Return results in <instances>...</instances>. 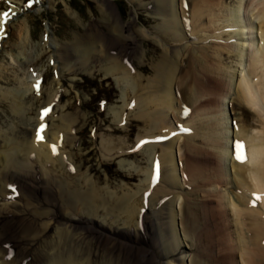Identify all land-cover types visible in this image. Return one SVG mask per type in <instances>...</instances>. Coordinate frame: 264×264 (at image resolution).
Returning <instances> with one entry per match:
<instances>
[{
    "label": "bare ground",
    "instance_id": "bare-ground-1",
    "mask_svg": "<svg viewBox=\"0 0 264 264\" xmlns=\"http://www.w3.org/2000/svg\"><path fill=\"white\" fill-rule=\"evenodd\" d=\"M174 1L155 0L164 10L163 25L157 30L164 35L158 38L168 44L170 48L166 50L172 57L162 54V59L153 67V77L147 78L145 85L141 84L142 74L130 73L119 64L122 60L118 62L114 55H105V72L121 74L119 79L124 84L123 95L126 96L124 106L137 107L138 116H144L147 126V141L141 143L143 137H137V145L144 146L141 150L147 152L149 161L139 170L144 175L142 184L134 190L125 185L114 190L108 178L81 173L82 164H76L77 156L72 151L75 131L80 130L74 116H62L60 124L51 125L43 119L37 120L32 138L3 137L5 144L0 148V193L4 196L0 199V258L5 255L7 259H0V264H163L165 257H174L173 249L160 254L155 245L141 242L152 236L151 226L159 231L163 227L167 229L163 241L173 248L172 210L176 201L180 203L177 193L183 194V215L191 223L195 246L199 245L198 248L190 247L193 251L190 264H264V0H237L231 6L227 0H180L191 38L198 36V40L209 41L210 33L213 35L223 27L230 24L241 27L240 32L234 30L231 35H225L224 41H210L206 46L187 49V78H182L180 83L187 93L182 100H193L192 117L188 121L202 115L200 124L205 125L202 128H207L209 135L215 131V135L209 137L203 133L199 138L200 146L195 144L198 138L194 129L184 134L186 157L183 159L187 163L181 160L177 147L180 136L170 140L162 137V141L157 133L165 110L173 107L170 91L173 73L182 71L177 68L176 61L184 48L173 50L169 43L173 37L170 26L176 27ZM125 23L116 21L109 25V33L115 40L126 41L133 47L136 40L141 42L146 37V32L131 22ZM253 30L259 32V36H254ZM245 34L248 37L244 38ZM232 35H242L246 40L238 44L231 42ZM100 42L103 43L98 36H90L75 48L85 57L93 53L92 50L97 51ZM222 51L233 56L239 64L248 66L247 71L235 75L218 60ZM116 54L123 55L120 51ZM27 91L26 86L18 87L8 89L2 96L11 101L14 112H23L22 98ZM129 92L132 93L131 101L127 97ZM225 100L229 110H226ZM153 107L156 109L151 110ZM120 115L119 110L115 114L118 123L122 119ZM229 123L233 127L230 147ZM42 124L45 126L41 133L43 139L38 141L37 131ZM252 129L257 131L248 134ZM237 141L244 145L246 162L236 159ZM53 145H56V154ZM124 145L121 139L103 138L100 150L107 159L131 154ZM159 147L162 151L156 155ZM177 157L184 178L182 185L180 180L178 184L174 180L177 179L174 167ZM131 166L130 163L127 171ZM178 185L181 191L176 193ZM167 196L165 204L156 211L161 199ZM257 196L260 199H256ZM147 209L151 213L149 216ZM164 213L168 214L167 218L162 216ZM211 218L214 222L217 218L220 225L219 243L214 256L209 251L204 259L199 255L200 260L196 249H210L202 242L207 239L210 243L206 224ZM14 251V255H10ZM178 259L182 264L183 259Z\"/></svg>",
    "mask_w": 264,
    "mask_h": 264
},
{
    "label": "rangeland",
    "instance_id": "rangeland-1",
    "mask_svg": "<svg viewBox=\"0 0 264 264\" xmlns=\"http://www.w3.org/2000/svg\"><path fill=\"white\" fill-rule=\"evenodd\" d=\"M234 1L237 0H227V4L231 6L233 3L235 4ZM173 6L176 27L170 26L169 31L173 37L169 40V43L172 45L173 50L184 48L186 51L183 50L176 61L177 68L179 67L182 71L180 73L174 72L172 77L170 91L174 99L173 107L171 109L162 107L164 110L166 109L165 117L164 121H159V126H161H158L157 133L161 135L159 136L160 139L163 137L164 140L180 136L177 147L180 149L181 160L185 163L186 159L183 158L186 157V154L183 149V141L184 134L190 128L194 129L197 134L198 140H195L197 146L202 145L199 138L203 133L206 134V137L211 134L215 135V131L209 135V130L202 128L205 127L203 123L200 124L202 115L196 117V120L188 121L192 117L193 100L187 98L182 100L184 93L186 95L187 93L184 85L180 83V80L185 77V71H187L185 64L189 54L187 49L195 47V45L197 47L206 46L208 45L206 42L210 41H224L225 35H231L234 30L240 32L241 27L232 26V24L227 28L223 27L214 32L213 35L210 33L211 37L207 38L211 39L209 41L206 39L198 40V36L191 38V31L181 9L180 0H175ZM161 9L163 8H160L155 0H28V2L26 0H0V36H2L0 41V148H3L5 144L3 137L16 139L25 136L32 138L34 125L39 119H43L48 122V125H51V123L60 124L58 122L62 116H74L76 127L80 130L75 131V145L72 151L77 156L76 164H82L81 173L84 172L90 177L108 178L112 185L111 188L114 190H118L122 185L134 190L141 185L144 175L139 170L146 167L149 161L147 152L143 151L144 146L141 143V147L137 145V137H143L141 142L147 141L146 137L148 135L145 132L147 126L143 121L144 116L142 114L138 116L137 107L132 104L124 106L126 96L123 95L124 84L119 79L121 74L117 72L116 74L115 72L107 74L105 72L107 67L105 65V55L107 53L112 57L114 55L118 62L122 60L119 64L129 69L130 73L142 74L141 84L145 85L147 78L153 77L155 73L153 67L162 59V54L166 53L169 57L171 56V53L166 50V48H170L168 44L161 42L158 38V35L163 34L157 32L163 25L164 10ZM4 13H8V16L4 17ZM116 21L119 23L131 22L146 32V37L142 38L141 42L139 40L134 42L133 47H136V51L131 46L132 44L126 41L119 42L112 38L108 26L115 24ZM202 21L204 22V18H202ZM220 21L217 22L218 28L222 26L219 25ZM258 34L259 32L253 30L254 36H259ZM90 36H98L103 43L100 42V46L96 48L97 51L92 50L93 53L81 57L75 47L83 44ZM243 37L248 36L245 34ZM243 37L242 35L241 37L240 35H234V37L232 35L230 41L237 44L242 43L246 40ZM118 51L122 52L123 55L116 54ZM224 52L222 51L218 56V60H221L224 66L230 67L237 76L247 71L248 66L245 67V64H239L233 56L228 55L231 56L228 57ZM38 82L39 90L35 87ZM25 86L29 90L22 98L25 110L14 112L11 101L3 98L2 95L8 89L25 88ZM180 89L182 95H180ZM145 93H147V89ZM127 97L130 99L132 93L129 92ZM225 101L227 110L228 104L227 100ZM45 109H50L47 115L43 114ZM119 110L122 119L118 123V121H115V114ZM42 116L43 118H41ZM232 129L233 127L229 123V147L231 146ZM198 131L202 133H198ZM256 131L257 129H252L248 134ZM222 133L223 138L224 134ZM103 138L121 139L125 142V149L131 154L107 159L100 150ZM163 139L161 140L164 141ZM161 149V147L156 148V153H154L156 155L160 154ZM175 152L177 153V151ZM178 159L177 157V164H174L177 178L174 180L177 184L180 180L182 185L184 178L181 174V164ZM130 163L132 164L131 169L127 171ZM101 184L105 185L102 182ZM183 187L185 188L184 185ZM175 191L176 193L180 192L181 187L179 188L178 185ZM159 194L161 197V193ZM177 194L180 195V203L176 201L175 208L173 206L172 210L174 216L173 248L167 247V242L165 244L163 241L167 230L163 227L159 231L157 227L155 229L151 226L152 236L150 235L149 239L141 242L148 246L155 245L158 247L157 251L160 254L173 249L174 257H165L162 259L163 264H181L180 259H178L180 257L183 259L182 264H190L189 258L193 254L191 249L199 247V245L195 246V235L192 234L191 223L188 220L186 221L183 215V199L181 197L183 194ZM1 198H4V196H1L0 193ZM166 198L168 199L169 196L161 199L156 211L161 205L165 204ZM1 203L0 200V205ZM151 211H153V208ZM149 214L151 215L147 209L146 215L149 216ZM167 215L166 213L162 214L165 218H167ZM217 218L215 219L216 222L211 218L213 222L209 220L210 222L206 224V228L210 230V235H208L210 243L206 242L207 239L202 242L205 247L207 245L212 250L200 249L198 251L196 249L198 259H200L199 255L202 259L205 256L208 257L209 251H212L214 256V252L217 250L219 243L217 235L220 228ZM202 226L204 227V224ZM203 238L204 234L202 235V241ZM175 242L176 244H174ZM18 252H20V249H18ZM14 253L15 251L10 255H14ZM0 259L4 261L7 256L4 255Z\"/></svg>",
    "mask_w": 264,
    "mask_h": 264
},
{
    "label": "snow or ice",
    "instance_id": "snow-or-ice-1",
    "mask_svg": "<svg viewBox=\"0 0 264 264\" xmlns=\"http://www.w3.org/2000/svg\"><path fill=\"white\" fill-rule=\"evenodd\" d=\"M3 15H4V17H7L8 13H4ZM35 87L37 88V90H39V82L37 83V85ZM49 111H50V109H45L43 114L47 115V113ZM41 118H43V116ZM44 128H45V126L42 124L40 126V128L38 129V131H37V139H38V141L43 139V136L41 135V133L44 131ZM141 143H145V142H141ZM52 148H53V153L56 154V145H53ZM235 153H236V159L238 161L246 162L247 157H246V154H245V151H244V145H243L242 142L237 141L235 143ZM256 199H260V197L257 196Z\"/></svg>",
    "mask_w": 264,
    "mask_h": 264
}]
</instances>
